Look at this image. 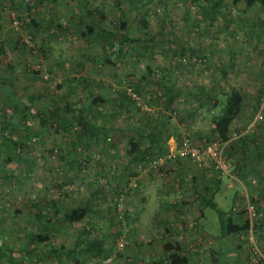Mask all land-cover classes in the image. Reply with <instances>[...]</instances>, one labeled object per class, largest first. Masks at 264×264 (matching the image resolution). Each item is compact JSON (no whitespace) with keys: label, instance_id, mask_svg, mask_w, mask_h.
Listing matches in <instances>:
<instances>
[{"label":"rangeland","instance_id":"rangeland-1","mask_svg":"<svg viewBox=\"0 0 264 264\" xmlns=\"http://www.w3.org/2000/svg\"><path fill=\"white\" fill-rule=\"evenodd\" d=\"M4 1L3 39L6 52L13 61V67L6 73L5 85L14 98L18 93L22 96L23 91L28 95L36 94L38 101L35 105L39 107L37 109L52 110L51 118H48V129L39 130L38 120H33L31 131L34 135L37 132L38 135L32 139L20 138L25 144L22 159L16 169L9 170L0 179V240L6 239L7 245L13 250L22 248L23 251L15 255L17 264H73L71 259L74 257H77L81 264L97 262L103 255H64L60 251L61 248H73L81 225L91 233L89 237L81 239L82 244L86 246L92 238H99L104 250L114 255L113 264H148L145 262L147 258L163 257V251L157 247L162 241L179 243L183 252L190 253V260L193 259L196 264H213L214 260L209 257L212 253H218V264H264V183L254 177H249L247 182H241L239 176H236L237 168L240 167L260 166V169H264V156L253 155V147L250 148L252 154L249 150L242 152L237 140L240 135L250 138L249 135L252 134L248 144H261L264 149L262 44L256 43L255 40L248 42L241 34H232L229 23L221 20L220 13L219 16H208L206 12H195L190 0H138L135 5L131 1L119 0L126 19L132 26L137 25V12H146L148 30L152 36L147 43L122 45L126 63L124 58L112 56L116 66L114 68L95 63L96 59L89 54L88 42L80 38L81 27L70 24V17L74 21L78 19V0H55L51 5L36 3L30 19L42 27L51 21L62 24L61 28L46 38V47L42 50L41 41L44 37L34 28L25 25L26 15L23 13L25 9L20 3L21 0ZM88 3L98 4L106 13L107 21H118L114 0H88ZM141 4H145V8H142ZM226 4V10L221 9L219 12H226L235 22L244 26L261 18L257 7L249 8L244 1L234 7L230 0H226ZM112 6L113 12L110 13ZM185 12L189 13L190 18L197 19L195 34H188L186 31ZM159 31H162L164 36H159ZM148 65L154 67L155 71H158L156 66L174 68V75L179 84L175 88L172 105L177 114L166 110L163 116L159 117L165 119L169 114L174 123L182 124L184 131L191 135L193 133V136L197 133L204 134V142L214 137L210 132V120L220 110L215 103V95L221 100L222 92L235 89L243 96L242 116L238 117L232 126L231 137L224 147L222 159L213 161L217 166L215 170L233 176L230 182L234 187L227 192L224 200L222 199L223 209L231 211L235 218L244 213L249 220L251 217L252 225L257 226V229L253 228V233L249 232L248 241L242 238L234 239L235 243L242 247L235 251L234 255L225 254V250L221 251L225 245L215 229L214 218L204 220L198 233L195 232L198 226L191 216L166 219L165 216L162 217V211L154 213L160 203L144 199L140 205L139 199L147 193V189L139 192V187L132 186L133 183L130 184L131 192L117 188V171L124 166L120 172H130L131 165L126 166L122 154L128 147L126 134L136 133L139 120L145 119L147 115L154 116L157 112L156 106H151L160 103L158 98L161 97H156V94L162 95L155 87L157 77H154L153 86L145 87L146 89L139 87L140 83L144 82L142 74ZM33 70H38L40 74L32 75ZM73 78L88 80L89 88L84 89V84L73 82ZM130 81L134 85L132 88L142 91L143 105L146 108L133 103L121 104L124 102L122 95L125 93V86L132 85L129 84ZM63 82H67L65 88L57 89L56 86ZM63 93L69 105L78 101L88 104L91 98L100 94L105 98V103L86 109L91 113L90 133H74V123L70 136L53 130L59 127L54 117L57 111L54 105ZM2 95L0 93V108L4 98ZM209 96H212L214 102ZM104 114L107 117L105 119L101 117ZM49 123L53 128L49 127ZM232 146H236V149L231 150ZM171 147H174V144ZM109 149L117 151L116 157H109ZM247 156L249 159H246ZM105 159L110 161V164L100 167V164L106 162ZM177 159L178 157L173 158L172 162ZM229 164L234 169H229ZM139 165L132 163L133 170L141 175L158 171L147 166L139 171ZM190 165L200 169V163ZM175 172L167 174V178H185V174L178 175ZM93 176L97 177L99 195L90 197L87 189L86 193L72 191L74 188L70 187V181L77 188L84 186ZM257 191L260 192L255 194ZM248 192L254 197L249 196ZM118 194L123 195L121 212L114 206ZM34 200L43 204L49 203L50 208L51 204H60L61 213L48 215L51 221L55 217L57 219L53 220L46 234L48 240L34 242L24 250L22 244L26 241L28 221L30 222L28 205ZM84 201L86 205L91 206L92 212H89L88 218L82 222L71 225L63 214L70 207L81 205ZM248 202L253 207L251 214L246 208ZM211 212L217 218V214ZM163 224L169 228L168 232H164ZM118 239L125 242L123 251L117 250ZM147 239H150L152 246H144L148 244ZM32 250L34 253H29Z\"/></svg>","mask_w":264,"mask_h":264},{"label":"trees","instance_id":"trees-1","mask_svg":"<svg viewBox=\"0 0 264 264\" xmlns=\"http://www.w3.org/2000/svg\"><path fill=\"white\" fill-rule=\"evenodd\" d=\"M131 1L134 5L138 2V0H127ZM244 1L245 4L249 8L257 7L258 13L260 15V19L251 22L250 24L244 26L241 23L235 22L229 15L224 12H219L221 9L227 8L226 0H190L192 6L195 7V12H206L209 16H219L221 20L229 23V29L231 33L235 36L244 37L246 40L251 41L255 40L256 43L262 44L264 54V0H230V4L232 7L238 5L240 2ZM116 10L118 11L119 19L118 21L112 22L107 21L106 13L98 4H89L88 0H78V6L80 7L78 10V19L74 21L70 17V24L72 26L81 27L80 38L84 41L88 42V51L91 57L95 60V63H101L103 65H109L111 67H116L112 56L122 57L123 61L126 63L125 56L123 55L122 45L129 44H142L147 43L149 39H151V33L148 30L149 23L146 19V12L144 14H138L135 22L137 25L132 26L129 20L126 19V15L123 12L119 0H114ZM21 4L24 5V15H26L25 25L29 28L32 27L36 32H40L44 37L41 41V48L45 49V40L50 36L53 31L58 28H61L60 24H56L54 22H49L46 26L42 27L35 23L33 19H30L31 12L33 8L36 6V3L51 5L55 3V0H21ZM142 8H145V4H141ZM5 9V1L0 0V93L3 94V101L1 102L0 108V179L3 175H5L9 170L16 169L19 165V162L22 159V153L24 152L25 144L21 142L20 138H29L32 139L36 137L38 134L35 132V135L31 131L33 120L37 119L39 124V130L42 131L48 129L47 123L48 118H51V109L44 108L45 110H38L39 108L35 103L38 101L36 94H27V92L23 91L21 96L20 93L17 94V97L14 98L11 92L7 89L5 82L7 81V72L10 68L13 67V61L11 56L6 52L5 41L3 39V35L5 33L4 27L2 25L3 13ZM113 6L110 8V13H112ZM115 10V11H116ZM185 27L188 34H195V27L197 26V19L190 18L189 13L185 12ZM165 21V19H162ZM171 24V22H169ZM231 24V26H230ZM138 34L139 36H136ZM159 36H164L162 31L158 32ZM168 43V41H165ZM186 45L182 43V45ZM169 45V44H168ZM18 46V44H16ZM98 49V50H97ZM106 49H109L107 51ZM130 56V54H128ZM205 63V59H203ZM124 65V63H123ZM154 70V67L147 66L143 72V88L153 86V82L155 81L154 77H157L156 82V90L157 92H161L162 95L156 94V97H163L164 104L166 105V110H170L177 114V110L172 108L174 101V93L175 88L179 85L177 82V78L175 74L174 68H159ZM178 68V67H176ZM40 72L38 70H33L32 75H39ZM154 79V80H153ZM73 82H77L80 84H84V89L89 88L90 83L86 79L73 78ZM129 84H132L130 81ZM67 85V82H63L62 84H58L56 86L57 89H64ZM134 86L133 84L130 85ZM140 88V89H143ZM139 88L135 90L140 96H142V91ZM223 96L221 100L215 95V103L220 107L219 113L217 115L212 116L210 120V131L214 137V139L219 140L221 143H228L231 137V129L234 125L236 119L242 116L243 110V96L238 90L231 89L228 92H222ZM124 102L122 105L133 103L124 93L123 95ZM213 101L212 96H209ZM65 93L61 95V98L54 105L56 107V114L54 115L59 127L53 128L52 124H50V128H53L55 132L62 131L65 135L70 136L72 133L73 123L76 124L74 128V133L76 134H87L90 133L91 127V113L86 111L87 107H92L96 104L105 103V98L102 96H97L91 98L89 103L86 105L81 104L80 101L78 103H71L70 105L66 102ZM144 99V97H142ZM158 98V99H161ZM2 100V98L0 99ZM11 102V103H10ZM214 102V101H213ZM76 104H78L76 106ZM53 108V107H52ZM70 115V116H69ZM163 120V118H161ZM161 121V120H160ZM159 122V121H158ZM160 123V122H159ZM159 124L152 126L150 123H147L146 128L142 131L141 128L138 129V133L136 132L137 139L128 141V156L131 157L130 162L139 163L143 166H148V162L152 161L154 158L161 156L167 152L166 140L169 138L162 137L161 140L158 138L162 133L159 130ZM57 126V125H56ZM80 127V128H79ZM162 135V134H161ZM250 138L252 136L249 135ZM250 138L248 136H239L237 137L238 144H240L239 148L242 152H246L245 145L249 143ZM148 140L150 145H145L144 141ZM208 142L211 141L207 140ZM231 150H235L236 146L230 147ZM256 152L258 151V146L255 147ZM246 156V155H245ZM250 157V155H249ZM247 156L246 159H249ZM170 162V161H168ZM167 163V162H166ZM165 163V164H166ZM164 165L156 168L161 169ZM153 169V168H150ZM241 181H243L242 177H239ZM260 181L264 179L260 178ZM1 195V190H0ZM254 200V198H252ZM254 203V202H253ZM181 203H176L174 206L176 208V212L179 213L178 209L181 207L179 205ZM186 203L182 202V205L185 206ZM50 208L49 203H42L37 201H31L28 205L29 207V216L28 221L29 231L26 234V241L23 242V248L25 250L26 247H29L34 242H43L48 240L46 234L51 228V223L53 220H57L56 217L54 219L49 220L48 215L50 213L60 214L61 207L60 204H51ZM212 208L218 218V235L221 238L229 239L234 237L235 239L241 240L244 239L248 241L247 232L250 229H257V226L250 225V220L245 216L244 213H241V217L235 220L232 216H228L226 212L218 209L215 204L209 200H206L203 207ZM88 210L82 207H71L64 214L63 217L67 219V221L71 225H75L78 222H82ZM197 225V223H196ZM2 227L0 225V231ZM91 235L90 231L87 230L84 226L78 228L77 232V241L76 245L72 250H65L61 248V252L64 255H80L82 253H92L96 256H106L109 254L108 250H104L103 243L96 238H92L89 241V244L84 246L81 242L82 238L89 237ZM6 239L2 238L0 240V264H17L15 259V255L22 252V248L17 250L11 249L8 245ZM83 246V247H82ZM241 247V245H238ZM162 249L164 254L166 255L165 262L164 261H156V264H189V260L191 256L190 253H184L182 246L179 243H169L163 242ZM211 251V250H210ZM29 253L33 254L34 251H30ZM228 254L232 253L230 251ZM226 253V254H227ZM210 255V254H208ZM217 255V256H216ZM218 253H212L209 256L212 260H214L213 264L220 263L218 258ZM73 264H81L80 260L77 257L73 258ZM154 263V264H155Z\"/></svg>","mask_w":264,"mask_h":264},{"label":"crops","instance_id":"crops-1","mask_svg":"<svg viewBox=\"0 0 264 264\" xmlns=\"http://www.w3.org/2000/svg\"><path fill=\"white\" fill-rule=\"evenodd\" d=\"M139 87L143 88V85H139ZM100 96H101V94H100ZM164 100L165 99L162 97L159 100L160 103L158 102V103L152 104L151 107L156 106L155 109L157 110V112L154 113V116L147 115L145 117V119H140L139 124L137 126V130L140 128H141V130L142 129L144 130L147 126V123H150L152 126L159 124L158 125L159 130L162 132L161 133L162 135L160 134V137L158 139L161 140L162 137L169 136V138L166 140V145H167V149H168L169 147L171 148V146L173 144L175 145V142H177L180 139L182 131H184L183 130L184 128H182L181 123L180 124L174 123L173 118H171L170 115L167 113H166L167 115H166L165 119L162 120L161 118H163V117H159L160 115L163 116V113L166 112V105L164 104ZM148 101L149 100H147V103H148ZM83 105H86V104H83ZM149 108H150V102H149ZM101 117L103 119L107 118L105 116V114L101 115ZM169 119H170V121H168ZM210 132H209V134H210ZM137 133H138V131H137ZM203 135L204 134H198V133L195 134L194 136H193V133L191 135L192 139L195 141V143L199 144L201 147L205 144L204 140L206 139V136H203ZM126 137H127V139H126L127 143L129 141V139H131V138H132V140L137 139L136 133L131 134L129 132L128 134H126ZM91 142H93V140H91ZM144 144L150 145L148 140H145ZM256 146H258V148H259L258 149V151H260L259 153L255 151ZM256 146H254L253 143H250V144L247 143L245 145V147H247L246 151L249 150L250 154H252L251 153L252 151L250 148L253 147L254 148L253 155H256V157H258V155L264 156V149H262L261 144H258ZM127 149H125L126 151L123 150L122 154L125 157L124 160H125L126 166L131 165L129 167L130 172H127L126 170H124L123 172H120L124 168V166L121 167L117 171V173H119L117 176L118 177L117 178V188H118V190L124 189V190L130 191V192H131L130 187H132V186H138L139 192L140 191L143 192L147 189V193L143 194L141 196V198L139 199L140 205H142V202L144 199L148 200V202H149V200H153L156 203L157 202L160 203L161 205H159L158 210H154V213L162 211L163 212L162 217L165 216L166 219L171 218V217L174 219H178V218L182 219V217H184V216H186V217L191 216V218H193V220H194V223L195 224L197 223L198 227L196 228L195 232L198 231V233L201 231L203 221L208 219V218H210V219L214 218L215 219V222H216V228L215 229L218 233V227H219L218 226V218H216L211 212L214 210L212 208H210V206L203 207L206 200L213 202L218 209L222 210L223 212H226L228 216H232L235 220L240 218V216H236V218H235L234 215H232L230 213L231 211L230 212L225 211L221 205L222 199L224 200V197L227 196V194H228L227 192L231 188L234 187V186L232 187V184L230 182L231 181L230 178L233 176H232V174H228V175L221 174L219 171L215 170L217 166L214 164L213 161H215V160L213 158L205 157L202 161H200L199 162L200 163V166H199L200 169L199 170H197L195 167L193 168L190 165L191 163L189 160L178 158L177 161H175L173 163L172 162L173 160H172L170 163H168L167 166L162 167L157 172L150 171L146 175H144V174L141 175L139 173H136L133 170L132 163L130 162L131 157L128 156ZM107 151L109 153L110 158L116 157V155H117L116 150L109 149ZM254 151H255V153H254ZM105 161L106 162L104 164H100V167L101 166L104 167V166H107L110 164V161H107L106 159H105ZM228 166H229V169H231V170L234 169V167L231 166L230 164ZM259 167L253 166L252 168L251 167L237 168V171H236L237 175L236 176H237V178H238V176L242 177L243 181H241V182H247L249 177H254L256 180H259L260 178L264 179V169H260L261 167L260 168ZM194 169H196V171ZM193 170H194V172L192 173L191 171H193ZM174 171H176L175 174L177 173L178 175L180 173L185 174V178L183 179L184 181L179 180V179L169 180L167 178L168 177L167 174H172V173H174ZM161 179H162V182H160ZM97 183H98L97 177L93 176V179L91 177V180H87V182H85L84 186H77V188H75V184L73 185V183L70 181V187L74 188V190H72V191L77 192V193L80 191H82L83 193H86V189H87L88 196L91 197L93 195H99V193H100L98 191L99 189H97ZM132 183H133V185L130 186V184H132ZM259 192L260 191H257V192H255V194H257ZM248 195L253 196V194L251 192H248ZM182 202L186 203L185 206L182 205ZM176 203H181V204H179V205H181V207H179V209H178L179 213L176 212V208L174 207V206H176L175 205ZM76 206L86 208L88 210V213L92 212L91 206L89 207L88 205H86L85 201L81 205L76 204ZM73 207H75V205ZM165 212H166V214H165ZM156 215L157 214H155V216ZM86 217H87V215H86ZM163 230H164V232H166V231L168 232L169 228L167 226H165V224H163ZM186 232H188V231L186 230ZM169 234H171V233H169ZM234 239H235L234 237H231L229 239L228 238L227 239L222 238L221 239L222 244L225 245V247L221 251H223V250H225L226 252L230 251V252H232L231 255H234L235 251L242 249V247L239 248V246L235 243ZM147 240H148L147 241L148 244H144V242H143L144 246H147V245L152 246L153 244L149 241L150 239H147ZM163 242L171 243L170 241H162L161 244H159L158 246L156 245L158 247V249L160 248L161 251H163V249H162ZM75 245H76V242L73 244V248ZM73 248H71L70 250H72ZM149 250H151V249H149ZM72 255H75V254L73 253ZM165 258H166V255L163 254V257H153V258L150 257L149 259L147 258L145 260V262H147L148 264H154L156 261H164ZM192 260H189V264H196L197 263L196 261H192ZM72 261H73V258L71 259V262ZM200 264H204V263L200 262Z\"/></svg>","mask_w":264,"mask_h":264},{"label":"built area","instance_id":"built-area-1","mask_svg":"<svg viewBox=\"0 0 264 264\" xmlns=\"http://www.w3.org/2000/svg\"><path fill=\"white\" fill-rule=\"evenodd\" d=\"M125 94L131 100V102H133V104H136L141 108H146V106L143 105L142 96L135 92L134 88H132L130 85L125 86ZM225 145L226 143H221L219 140H211L210 142H205V144L201 147L200 145L193 142L191 134L188 131H184L181 134L180 139L175 143L174 147H169L165 154L154 158L152 161H149L147 167L156 169L164 165L166 162L172 161L173 158L177 157L189 160L193 164L199 163L205 157H211L218 162L222 159V153ZM143 169V166L139 165V171ZM122 202L123 195L118 194L114 200V206L119 212H121ZM246 208L251 214L253 211V207L249 202L246 204ZM251 224L252 223L250 217V225ZM249 232L253 233V229L251 226L247 232V238H249ZM116 245L118 251H123L125 249V242L123 241V239H118ZM113 261L114 255L108 254L93 264H113Z\"/></svg>","mask_w":264,"mask_h":264}]
</instances>
